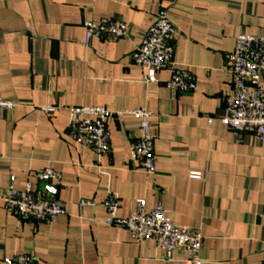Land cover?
<instances>
[{
	"label": "crops",
	"instance_id": "crops-1",
	"mask_svg": "<svg viewBox=\"0 0 264 264\" xmlns=\"http://www.w3.org/2000/svg\"><path fill=\"white\" fill-rule=\"evenodd\" d=\"M159 14L177 27L173 59L195 74L194 92L167 87L168 69L146 82L131 59ZM104 17L128 22V37L86 44L84 20ZM241 32L264 34V0H0V97L15 103L0 109V192L32 180L65 210L53 222L25 220L0 202V264L21 253L34 264H195L182 249L168 258L153 239L135 242L109 225L111 194L121 217L145 198L174 223L201 226L203 264H264V140L220 121L233 91L226 61ZM46 105L57 109H39ZM81 105L151 110L156 171L131 157L140 134L131 114L109 121L108 153L76 144L69 107ZM45 167L62 179L38 182Z\"/></svg>",
	"mask_w": 264,
	"mask_h": 264
},
{
	"label": "built area",
	"instance_id": "built-area-1",
	"mask_svg": "<svg viewBox=\"0 0 264 264\" xmlns=\"http://www.w3.org/2000/svg\"><path fill=\"white\" fill-rule=\"evenodd\" d=\"M85 42L93 38H107L118 41L127 38L130 24L126 21L104 17L99 20H84ZM178 30L166 15L159 14L149 26L141 43L131 52V59L146 70V82H157L158 73L163 69L170 71L167 87L180 92H194L197 80L193 72L180 67L174 61V42ZM226 70L233 76V91L225 98L224 115L220 118L223 125L236 132L246 131L257 141L264 140V34L252 35L244 32L236 36L235 48L226 61ZM12 100L0 97V109L14 108ZM46 113H54L56 106H40ZM131 114L139 120L140 134L131 144V157L149 173L156 171L154 151L156 135L152 128L151 110L135 108L114 111L103 105H81L69 107V135L79 145H89L99 154L111 149V130L109 121L116 117ZM213 117L208 118L212 125ZM38 182L51 179L60 181L62 173L54 168L45 167L34 174ZM199 178L200 172H190ZM0 202L4 208L20 219H37L53 222L64 213L60 200L46 197L34 189L29 180L23 189L8 188L0 192ZM81 200V204H88ZM103 205L107 209L106 222L109 225L126 228L135 242L153 239L165 255L171 258L172 252L182 249L186 257L195 264H203L200 256L203 243L202 227L190 228L174 223L162 204L147 209V200L140 198L126 217L118 215L119 200L111 194ZM11 264H34V258L26 253L17 254Z\"/></svg>",
	"mask_w": 264,
	"mask_h": 264
}]
</instances>
